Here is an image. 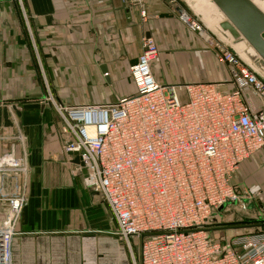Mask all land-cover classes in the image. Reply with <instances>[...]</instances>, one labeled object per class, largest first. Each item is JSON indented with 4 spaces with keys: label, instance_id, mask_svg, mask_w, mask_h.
<instances>
[{
    "label": "built area",
    "instance_id": "1",
    "mask_svg": "<svg viewBox=\"0 0 264 264\" xmlns=\"http://www.w3.org/2000/svg\"><path fill=\"white\" fill-rule=\"evenodd\" d=\"M132 1L144 16V0ZM179 18L205 32L187 10ZM209 39L227 68L229 90L212 82L158 83L151 68L158 46L144 37L129 68L132 93L103 104L46 99L67 136L63 150L78 155L84 185L108 207L113 234L128 244L140 239V264H264V227L218 238L207 228L216 213L248 207L249 197L236 192L233 175L264 149V80ZM27 171V154L14 143L0 153V175L25 178ZM23 178L10 194L0 184V264H12L11 239L27 197Z\"/></svg>",
    "mask_w": 264,
    "mask_h": 264
},
{
    "label": "crops",
    "instance_id": "2",
    "mask_svg": "<svg viewBox=\"0 0 264 264\" xmlns=\"http://www.w3.org/2000/svg\"><path fill=\"white\" fill-rule=\"evenodd\" d=\"M178 7L184 9L181 0H144L142 16L132 0H24L28 15L24 27L21 21H0V29L8 27L7 34L0 30V89L43 91L50 81L58 85L63 80L66 88L90 85L95 91L114 82L116 91L131 88L132 93V80L131 87L117 75H130L147 36L159 50L151 67L158 83L212 82L231 89L227 68L213 53L209 38L214 37L205 28L199 33L183 24ZM177 63L189 68L183 80L172 71ZM46 99L41 92L40 100L10 103L14 114L5 108L0 116V125L8 127L5 112L9 118L17 116L28 150L25 178L17 173L0 175L6 193L15 192L22 178L28 187L11 239L12 264H129L125 250L116 243L109 210V225L102 217L98 222L96 190L84 185L75 156L63 150L67 136ZM251 99L261 107L259 97ZM13 133L5 128L0 136L6 140ZM233 184L237 193L249 197L251 213L246 220L251 229L264 227V149L239 164ZM103 234L113 236V244L111 239L101 240ZM108 248L116 255L113 260L99 256L97 261ZM137 255L140 264L138 250Z\"/></svg>",
    "mask_w": 264,
    "mask_h": 264
},
{
    "label": "rangeland",
    "instance_id": "3",
    "mask_svg": "<svg viewBox=\"0 0 264 264\" xmlns=\"http://www.w3.org/2000/svg\"><path fill=\"white\" fill-rule=\"evenodd\" d=\"M26 11L24 8V0H0V21H21L24 27V21L27 20ZM5 24V23H4ZM22 27V34H25L24 29ZM4 30L5 34H7L8 27L4 26L2 29ZM18 33L21 34L20 28L18 26ZM159 51V50H158ZM166 52V51H164ZM159 53V52H158ZM217 59V58H216ZM217 61H219L217 59ZM220 62V61H219ZM172 71L175 74H180L181 80L184 79V76L187 75L189 72V68L177 63L172 67ZM54 76V75H53ZM60 78V75H59ZM122 78L123 81H126L128 84H131V76L128 74H122L117 75V80ZM55 81V80H53ZM59 84H53L51 81L48 83V85L43 89V91L40 90H26V89H0V116L2 109L6 110L10 109V114L13 113V108L10 105L15 104L17 102V105H20L24 103L23 101L28 99H36L40 100L41 98V92L45 94L47 98H52L55 100L56 98L60 99L62 103L64 104H88V103H95V104H103L107 102H114L119 97L125 96L131 93V88L128 90H120L116 91L114 86V82L110 84H103L100 88H96V91L94 88L90 85H83L77 88H66L65 81L58 80ZM65 83V85L63 84ZM57 102V99L55 100ZM54 107V106H53ZM55 109V108H54ZM5 115L7 117V120L10 121V125H0V135H2V131H5V128H11V131L14 133L8 137V139L3 140L1 137L0 140V153H2L11 143H14L19 151H24L28 156V150L26 146V140L23 135V124L19 122V119L16 117L9 118L7 113L5 112ZM97 198V210L95 211L96 217L98 218V222L101 221L100 217L103 219V224L105 226H108L110 223L109 215H108V208L104 207L102 204V201H100V194L96 193L94 191ZM107 209V210H106ZM222 208L219 209V211ZM250 209L249 207H246V209L239 208L237 206H233V208L229 209L228 211L223 210L219 214H215V221L207 226L210 235L214 238H218L221 236L222 233H226V235H231L234 233H241V232H247L252 231L251 227L248 226L249 222H246V219L248 216H250ZM106 218V220H105ZM98 227L103 228L101 224L98 223ZM112 237L109 234H103L100 235V239L104 240L106 242L110 241L113 244ZM140 239L135 238L131 240V242L128 244L118 236H116V243L120 247L121 250H125L127 257L129 259V264H139V259L137 255V246L139 245ZM102 242H99L101 244ZM112 246V245H111ZM111 248V247H110ZM110 248L105 249V255L104 254H98L97 261H99V256L106 257L105 259L108 261L113 260V258L116 256L113 252L110 253ZM112 250H114V246H112Z\"/></svg>",
    "mask_w": 264,
    "mask_h": 264
},
{
    "label": "water",
    "instance_id": "4",
    "mask_svg": "<svg viewBox=\"0 0 264 264\" xmlns=\"http://www.w3.org/2000/svg\"><path fill=\"white\" fill-rule=\"evenodd\" d=\"M181 1L184 9L216 40L264 80V0ZM184 9L178 7L179 13ZM102 71L105 72L104 68ZM73 155L75 162L82 165L78 155Z\"/></svg>",
    "mask_w": 264,
    "mask_h": 264
},
{
    "label": "trees",
    "instance_id": "5",
    "mask_svg": "<svg viewBox=\"0 0 264 264\" xmlns=\"http://www.w3.org/2000/svg\"><path fill=\"white\" fill-rule=\"evenodd\" d=\"M246 222H249V221H248V220H246ZM213 224H215V223H213ZM213 224H211V225H213ZM250 225H251V223L249 222V223H248V226H250Z\"/></svg>",
    "mask_w": 264,
    "mask_h": 264
}]
</instances>
